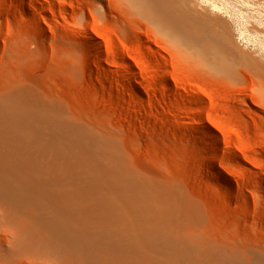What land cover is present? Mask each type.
<instances>
[{
	"label": "rangeland",
	"instance_id": "rangeland-1",
	"mask_svg": "<svg viewBox=\"0 0 264 264\" xmlns=\"http://www.w3.org/2000/svg\"><path fill=\"white\" fill-rule=\"evenodd\" d=\"M8 93L0 111L30 102L62 131L34 161L56 164L45 178L65 185L39 194L73 211L79 253L17 185L0 194V264L264 256V0H0Z\"/></svg>",
	"mask_w": 264,
	"mask_h": 264
},
{
	"label": "bare ground",
	"instance_id": "bare-ground-1",
	"mask_svg": "<svg viewBox=\"0 0 264 264\" xmlns=\"http://www.w3.org/2000/svg\"><path fill=\"white\" fill-rule=\"evenodd\" d=\"M217 8L216 5H213L214 10ZM43 13L46 15L51 14V12L46 9H43ZM165 15L166 13H163L164 17ZM196 38L197 37L193 36L194 42H197L195 40ZM132 80L134 86L144 90L148 95L150 94L149 89L136 79L135 76H133ZM10 93L2 94L0 102L11 99L13 94ZM15 100L16 96L11 99V101ZM32 106L33 105L30 106V102H20L18 108H14L13 106L6 109V111H0V194L9 193V196H12L13 194H18V192L13 191L17 190V185L20 187H22V185H32L34 194L26 199L29 200L28 203L35 201L39 203L44 210L56 211V214L65 216L67 223H71H68L70 227L58 228L57 234L60 235V237L55 238L56 242L65 244L66 246L70 245L71 248H74L79 253V237L75 236L79 234V226L72 224V222H75L73 211H69V207L57 201L55 198H49L44 194H39L43 188H61L65 185L58 177L51 179L45 178L47 172L55 175L54 171L56 170V164L54 163L53 166L49 164L48 167L43 165L44 168L42 166L39 167V164H36V161H34L38 158H40V161L43 160L45 157L43 156V152L48 151L47 148H49L51 144L60 141L59 139L62 137V131L61 133H56L57 128L51 123L47 125V122L43 118L44 116L40 115ZM32 110H34V112ZM200 125L208 136L215 139L209 125H205L204 122H200ZM38 141L41 142L38 143ZM32 174L38 175V177L41 176L43 179H30L29 176ZM76 220L79 223V219ZM68 231H75V233L69 234L67 233ZM201 254L199 252L194 253L193 264H198L197 260L202 256L203 259L205 258L207 261L212 260L211 252H204L203 255ZM101 258L104 259V256L101 255ZM106 260L108 259H104L102 263L109 264L110 261ZM248 264H264V256H253V258L248 261Z\"/></svg>",
	"mask_w": 264,
	"mask_h": 264
}]
</instances>
